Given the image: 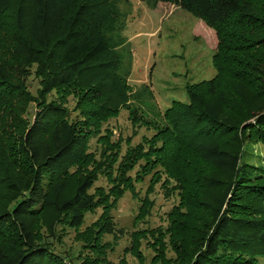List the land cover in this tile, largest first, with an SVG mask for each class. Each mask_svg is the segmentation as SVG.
Wrapping results in <instances>:
<instances>
[{"label":"trees","instance_id":"1","mask_svg":"<svg viewBox=\"0 0 264 264\" xmlns=\"http://www.w3.org/2000/svg\"><path fill=\"white\" fill-rule=\"evenodd\" d=\"M158 2L217 36L214 76L186 86L189 101L174 100L160 121L130 105L139 93L121 48L130 0H0V264H108L103 236L122 232L111 210L146 176L179 197L168 227L132 234L135 245L146 232L155 238L151 264L264 260V156L254 151L264 146V0H147ZM121 109L153 134L133 146L112 140L104 125ZM99 176L107 188L95 186ZM58 228L77 232L75 255L48 241Z\"/></svg>","mask_w":264,"mask_h":264},{"label":"rangeland","instance_id":"2","mask_svg":"<svg viewBox=\"0 0 264 264\" xmlns=\"http://www.w3.org/2000/svg\"><path fill=\"white\" fill-rule=\"evenodd\" d=\"M130 5L123 32L125 40L121 47L124 49L125 62H131L129 85L134 91H139L137 96H133L130 105L137 108L139 114H143L145 118L160 121L163 112L174 100L189 101L186 86L214 76L215 69L211 58L217 48V36L214 29L201 19L173 4L158 2L155 8H151L147 0H130ZM28 86L35 93L38 87L37 79L30 77ZM68 106L72 110V99L69 100ZM28 109L29 111L23 114L24 118L31 116L32 104ZM139 114L137 113V116ZM129 117H132L129 111L121 109L116 117L105 123L104 127L112 130V140L129 137L133 146L139 143L142 137L153 134L152 129L134 124V120ZM121 145L124 151L127 146L125 141ZM100 147L96 138L91 139L90 150L97 158ZM254 151L264 156L263 145L255 144ZM135 171L136 169L130 172L131 177ZM149 177L135 182V193L125 190L111 210L114 223L122 232L103 236L104 242L112 246L107 251L108 264H151L152 259L157 256V248H154L156 240L150 232H146L145 237H140L138 245H135L132 234L137 229L147 228L153 230L151 234L154 235V229L168 227V214L179 204V197L169 187L170 183L162 180L151 186ZM95 186L107 188L108 181L99 176ZM146 197L150 204L144 209L146 212L143 218H137L140 213L139 206ZM100 212V208L88 212L81 230L95 221ZM57 233L56 238L47 236L56 251L75 255L81 249L76 231L66 229L64 234H60L58 228ZM133 245L134 250L126 251L125 248H131ZM173 255L171 248H167V258L172 259ZM261 262L264 264V260Z\"/></svg>","mask_w":264,"mask_h":264}]
</instances>
